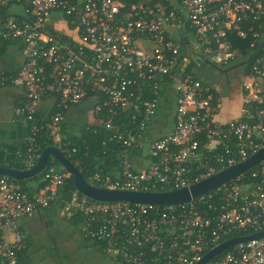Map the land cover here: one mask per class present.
Wrapping results in <instances>:
<instances>
[{
    "label": "built area",
    "instance_id": "1",
    "mask_svg": "<svg viewBox=\"0 0 264 264\" xmlns=\"http://www.w3.org/2000/svg\"><path fill=\"white\" fill-rule=\"evenodd\" d=\"M3 7H9V12L15 9L7 20H0V40H20L23 62L18 70L0 74V82L24 88L27 104L22 111L30 120L36 118L44 99L53 100L47 128L56 142L61 140L64 112L90 102L97 114L108 110L103 125L113 130L111 139L141 147V131L133 130L124 139L115 124L116 108L142 109L145 116L154 112L156 101L143 98L148 91L134 84L173 69L181 50L175 36L181 33L193 44L200 42L205 58L218 65L243 56L234 47L235 36L252 38L247 54L254 58L243 83L252 80L237 118L218 120L222 97L195 74L176 76L175 131L148 142L152 160L143 168L125 158L115 179L111 174H94L100 186L151 191L190 186L264 146V0H0V12ZM55 14L66 30L51 28ZM189 56L184 55L182 66ZM190 59L200 70L203 60ZM34 150L30 147L26 159L30 165L36 158ZM194 161L196 167L188 166ZM258 165L188 204L98 201L74 191L64 212L71 216L77 211L101 221L99 237L107 243L105 254L112 264H196L220 243L264 230V159ZM67 176L51 167L43 178L45 184L31 197L0 177V258L4 262L18 264L25 238L21 220L47 206ZM248 176L256 182L247 184ZM247 230L252 231L241 233ZM218 255L203 264H264V236L236 243Z\"/></svg>",
    "mask_w": 264,
    "mask_h": 264
},
{
    "label": "trees",
    "instance_id": "2",
    "mask_svg": "<svg viewBox=\"0 0 264 264\" xmlns=\"http://www.w3.org/2000/svg\"><path fill=\"white\" fill-rule=\"evenodd\" d=\"M11 16L9 12V7H3L0 12V20H7ZM53 26V24H52ZM51 28L57 32H61V29L57 28L56 26ZM75 25H71V27H74ZM183 32V31H181ZM13 42V40H0V44H3L4 47L8 45L9 43ZM181 41L186 45L184 48L180 50V55L177 58V64L173 67V69L167 73V74H157L154 78H143L139 79L138 82L134 85L141 86L142 92L148 91V95H144L143 98H150L152 101H156L155 110L152 114H149L145 116L144 110H136L134 108H126L125 110H119L121 106H118L116 108L117 116L115 119V124L119 126L120 130L123 131L124 139L129 138L131 136L132 131H141L143 133L142 136V142L143 145L141 147L136 146H126L124 145L123 141L118 142L115 139H111V135L113 134V130H108L104 127L103 123L105 119L109 117L108 110H104L100 113H95L96 115V123L89 124L86 123L82 126L81 132L74 133L72 135H67L64 133L65 125L64 119L61 121L60 125V133H61V140L60 142H56L52 135H50V132L47 128V121L51 115V112H45L41 108L36 116L35 119H28L26 112L22 111L23 108L26 107V103H24L20 109L21 115L20 118H23L27 122V133L23 137V140L21 141H14L12 143H8L5 141H0V166H5L9 168H16V169H28L37 163L40 154L51 145H55L61 148V150L64 152L65 155L69 157V159L80 169V171L83 173L85 178H87L91 183L100 186V183L94 180L93 176L97 172H102L106 174H111V177L113 179L116 178V173H113L114 171L120 170L119 167V161L127 158L128 160H131V158L134 155H143V153H146V150L148 149V142L151 140L157 139L159 137H153L151 130L152 127H162L167 129V133H172L175 131L172 128L173 124L176 126V107H177V98H178V92L176 89V76L186 75L187 73L195 74L197 78H200L205 86H207L211 91L215 92V94L221 96V88L219 85V82L222 81L220 79V76H217L216 74L224 73L228 68L235 67L234 62L226 65L224 64H215L211 62L209 58H205L202 49L204 46H200V50H194V44L193 41L189 39V36L184 35V37H181ZM258 40H255V43H257ZM17 42V41H16ZM252 42V38L243 40L239 37H234V45L236 47L237 53H240L242 51L243 55H246L251 51L250 43ZM242 43L248 46L249 50L248 52L244 51L242 49ZM192 48L191 54H189V61L186 66H182L183 62L185 61L184 58V51L188 48ZM170 51L168 52V54ZM194 56H197L201 58L202 66L200 70L194 69V63L190 59ZM254 56V55H253ZM249 56L246 58V61H244L247 69H243V73L247 74L249 71V65L251 64L250 59H253L254 57ZM246 70V72H244ZM14 71V70H13ZM6 72V70H2V73ZM227 78V77H226ZM97 94H91V97H95ZM90 99L93 102H96V98ZM98 97V96H97ZM99 98V97H98ZM243 103V102H242ZM84 104L80 103L78 105ZM76 106V105H75ZM92 110H93V106ZM68 110L64 112L66 114ZM65 118V117H64ZM145 122V127H142V121ZM44 124L43 127L40 125ZM34 125H37L38 130L34 129ZM64 127V128H63ZM135 132V133H136ZM166 134V133H165ZM201 139L205 142L208 138L205 134L201 135ZM34 147L36 158L34 160L33 164H28L26 162V159L29 157L30 154V147ZM225 149V148H224ZM224 149H221V151H224ZM202 151L205 154H208V151L206 152V148H203ZM149 154V150L147 151ZM194 160L191 159L189 161ZM198 161H194L193 163H188V166L194 168L198 165ZM259 164V162H258ZM253 166V169H256L259 165ZM55 167L56 170L61 172L68 173V176L65 178V182L63 185H61L58 188L56 197L53 198L50 203L47 206L40 207L38 211H43L45 215L51 216V218L48 221V225L51 226L54 224L56 217L60 215V213L63 211V215L61 216L63 220L68 221L70 225L74 226V230L78 232L81 236V241L84 243V241H88L89 244H80V248H88L94 249L96 251L104 253L105 257L107 258L109 264H112V258L106 253V241L103 238H100V225L101 221H95L91 220L87 216L81 214L80 212L75 211L74 215L68 216L66 212H64L66 203L71 199L72 194L74 191H78L75 183H74V176L69 173L67 169H65L62 164L55 158L54 156H50L47 165L44 169H42L38 174L31 176V177H25L22 179L10 176V175H4L0 174V177H6L12 182L15 183V187L24 193L27 197H31L34 191L41 188L45 181L43 180L46 173H48L51 169V167ZM255 167V168H254ZM239 175V174H238ZM241 175V174H240ZM237 176L234 178L236 179ZM245 176H241L240 180L244 181ZM233 179V180H235ZM256 182L251 176H248L246 179V183H252ZM231 181H228L227 183H230ZM171 189L169 186L159 187L157 189H153L156 191H163V190H169ZM214 190V189H213ZM79 192V191H78ZM80 193V192H79ZM83 195L82 193H80ZM89 198V197H88ZM91 200H95L92 198H89ZM198 198L194 199L197 201ZM190 200L183 201V202H177V204H188ZM165 205V204H162ZM22 230V229H21ZM252 230H247L241 233H247ZM23 232V231H22ZM1 234V231H0ZM229 237V236H228ZM225 238V237H224ZM84 240V241H83ZM235 244L228 246L227 248L223 249L218 254L221 255L224 251L227 249H231L234 247ZM86 248V249H87ZM92 249V250H93ZM88 250V249H87ZM90 250L92 253H95V251ZM20 251V250H19ZM23 251L18 252V258L19 262L18 264H24L22 263V254ZM61 251L57 250V256L60 260V264H63V262L68 258V254L63 253L61 256ZM90 252V253H91ZM216 254V255H218ZM218 255V256H219ZM111 261V262H110ZM0 264H7V262H4L0 258ZM28 264V263H27Z\"/></svg>",
    "mask_w": 264,
    "mask_h": 264
},
{
    "label": "crops",
    "instance_id": "3",
    "mask_svg": "<svg viewBox=\"0 0 264 264\" xmlns=\"http://www.w3.org/2000/svg\"><path fill=\"white\" fill-rule=\"evenodd\" d=\"M14 9L15 8L10 9L11 14ZM52 24H53V27L56 26L59 29L66 30L65 24L58 20L57 14H55L52 17ZM178 35L180 37L175 36V39L181 44V49H182L185 46L184 45L185 42L183 43L181 41V37H183V35L181 33H179ZM232 41L234 43V38L232 39ZM242 49L244 51H247L248 46L245 44L244 47H242ZM187 50L188 48L184 51L185 55L191 54V52L194 51V49L192 51V48H191V51L189 52ZM253 55L254 54L252 53L247 54L246 58H248L249 56L252 57ZM240 56L241 55H239V57ZM22 62H23L22 42L20 40H13V42L11 41V43L6 45L5 47L3 44H0V74H2V70H6V72H13V70L14 71L18 70ZM234 65H235L234 69H233V66L227 69V70H231L230 73H233L235 72L236 69L240 68L239 62L237 63L234 62ZM242 67H244V69H247L246 67H248V65L246 66L245 64H243ZM240 72L242 76L235 78L234 80L236 81L235 83L231 81L232 79L230 81L228 80V82L230 83L227 86L226 91L223 89L221 90L222 104L217 112V119L220 121L225 122V121L237 118L241 113V106L243 104L242 102L244 99L242 88L241 90L239 89V93L237 94L234 93L233 91L230 92V88L232 89L234 87V84L239 83V86H240V84L244 82L243 70H240L239 73ZM244 72H246V70ZM227 75L229 74H226L225 76L227 78H230ZM224 97H226L225 100H224ZM26 100H27L26 92L23 87L15 86L12 83L3 84L0 82V141L12 143L16 140L18 142L21 141V139L23 140V137L27 133V122L23 118H20V115H21L20 109L22 105L26 103ZM52 104H53V100L51 98L44 99L41 105V109L45 112H50L52 109ZM91 106L92 104L90 102H87L81 105L72 106L68 109V111L65 114L64 123H63L65 125V129L63 130L65 134L72 135L74 133H79L81 132L82 126L85 125L86 123H89V124L96 123L97 117L94 114ZM174 125L175 123L172 126L173 129L175 127ZM154 131H156L155 132L156 134H154ZM166 131L167 129L165 128H162V127L154 128L153 126L151 133L153 137H159L162 134L167 133ZM147 151L148 149L146 150V153H143V155H134L131 158V162L134 165V167L141 169L151 162L152 158L150 157ZM62 213L63 211L61 212V214ZM61 216L62 215H58L56 217L57 219L52 225V227H55L56 229L57 236L53 234V232L49 229L48 221L51 218V216L45 215L43 211H37L32 218H26V219L21 220L20 227L25 236L23 247L20 250L22 251L24 249L23 254H22V263L24 264H27V263L28 264H34V263L35 264H43V263L50 264V261L53 262L52 259L57 258L55 257L57 256V250L61 251L60 252L61 256L63 255L64 252L60 248V242H59L60 235L59 234L60 232H66L70 230L72 225H70L68 221L60 219L59 217ZM59 219L62 223L59 224V221H58V223L56 224V221ZM57 228L58 230H60L59 232L57 231ZM42 229L44 230V232L42 231ZM47 233L51 234L49 235L51 238L49 240V243L51 242L50 244H52V249H55L56 254H54L53 251L51 252L48 250L46 251L45 254H41V255L38 253L33 254L30 251L31 246H32V238H34L37 244L40 247H42L44 246L43 243L45 239L48 237ZM73 235H74V239L78 241L79 245L84 244V243L89 244L88 241H84V240H83L84 241L83 243L81 241L80 234H78V232H76V230L74 229H73ZM87 249L90 251L93 248L89 249L88 247ZM94 251L95 253H92L90 251L93 255H95L93 259L94 261L97 260L96 262L98 264H109L104 253L96 251V250ZM54 263L57 264V262H54Z\"/></svg>",
    "mask_w": 264,
    "mask_h": 264
},
{
    "label": "water",
    "instance_id": "4",
    "mask_svg": "<svg viewBox=\"0 0 264 264\" xmlns=\"http://www.w3.org/2000/svg\"><path fill=\"white\" fill-rule=\"evenodd\" d=\"M54 156L62 166L74 176V183L77 190L83 195L98 201H130L139 203L169 204L188 201L197 197L222 183L234 178L241 172L253 167L264 159V146L252 153L246 159L228 166L215 174L201 179L198 182L176 189L151 191V190H130L119 188H108L91 183L80 169L69 159L60 147L48 146L39 156L35 166L28 169H16L0 166V174L10 175L19 179L31 177L38 174L48 163L49 157ZM47 225V224H46ZM264 236V230L249 235L237 236L226 240L206 253L196 264H203L223 249L233 244L248 241Z\"/></svg>",
    "mask_w": 264,
    "mask_h": 264
},
{
    "label": "rangeland",
    "instance_id": "5",
    "mask_svg": "<svg viewBox=\"0 0 264 264\" xmlns=\"http://www.w3.org/2000/svg\"><path fill=\"white\" fill-rule=\"evenodd\" d=\"M171 31L174 34L177 33V31H174V30H171ZM194 45L200 46L201 43L200 42L199 43L196 42V43H194ZM242 47H244V44L243 43H242ZM187 51L188 52L191 51V48L188 47V50ZM245 57H246L245 55L240 56L239 58H237V60L240 59L239 61H237V60L234 61L235 63H237V62L240 63V65H239L240 68L239 69H236L235 72H233V73H230V71H229L227 74H229L230 76L229 75H227V76L230 77V78H226V76L224 74L219 73V72L216 74V78H217V76H220V79L222 80V81L219 82V86H220L221 89H223V90L226 91V88H227V86L230 83V82H228V80L230 81L232 79L231 81L233 83H235L236 82V81H234L235 78H237L239 76L240 77L242 76L241 75V72L239 73V71L244 69V67H242V65L244 64V61H246V58ZM245 76H246V74H245ZM244 78H245L244 80L248 79L247 77H244ZM236 80H238V79H236ZM251 80L252 79L250 78L245 83L240 84V86H239V83L234 84V87L232 89L230 88V92L233 91L234 93L237 94V93H239V89L241 90V88H242V92H243V95H244V93L248 91L247 85H249V83H250ZM241 85H242V87H241ZM225 99H226V97H224V100ZM155 132L156 131H154V134H156ZM148 159H150V158H148ZM120 161H119V164H120ZM128 161L132 164L131 160H128ZM147 162H148V160H147ZM119 171L120 170H117V171H114L113 173L118 174ZM60 215H63V213L62 214L60 213ZM59 218L60 219H63L62 217H59ZM60 219L56 221V224L58 223V221H59V224L62 223L60 221ZM49 229L53 232V234H55L57 236L55 227H52V225H51V226H49ZM73 229H74V226H72L70 228V230H68L66 232H60V234H59L60 235V239H59L60 248L63 250V252L65 254H68V256L70 257L69 259L67 258L63 262V264H98L96 262L97 260L96 261L93 260L95 255H93L92 253H90L89 250L84 249V248H80V246H78L79 245L78 244V241L76 239H74ZM42 231L44 232L43 229H42ZM57 231L59 232L60 230H58V228H57ZM47 235H48V237L45 235L47 238L45 239V241L43 243L44 246H42V247H40L37 244L36 240L34 238H32V246H31L30 251L33 254H35V253H38L40 255L41 254H45L47 250L48 251H51V252L53 251L54 254H56L55 249H52V244H50L51 242L49 243V240L51 239L49 235H51V234H48L47 233ZM55 257H57V258L52 259L53 262L50 261V264H55L54 262H57V264L60 263V260H59L58 256H55ZM43 264H48V263H43Z\"/></svg>",
    "mask_w": 264,
    "mask_h": 264
},
{
    "label": "flooded vegetation",
    "instance_id": "6",
    "mask_svg": "<svg viewBox=\"0 0 264 264\" xmlns=\"http://www.w3.org/2000/svg\"><path fill=\"white\" fill-rule=\"evenodd\" d=\"M234 68H235V67H233V69H234ZM236 68H238V67H236ZM233 69H232V70H233ZM229 71H231V70H226L223 74L226 75Z\"/></svg>",
    "mask_w": 264,
    "mask_h": 264
}]
</instances>
